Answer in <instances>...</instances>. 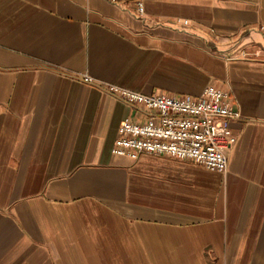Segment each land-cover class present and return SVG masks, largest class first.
<instances>
[{"label": "crops", "instance_id": "1", "mask_svg": "<svg viewBox=\"0 0 264 264\" xmlns=\"http://www.w3.org/2000/svg\"><path fill=\"white\" fill-rule=\"evenodd\" d=\"M143 4L0 0V264H264V0ZM209 85L240 114L225 172L112 152L151 112L111 87Z\"/></svg>", "mask_w": 264, "mask_h": 264}, {"label": "built area", "instance_id": "2", "mask_svg": "<svg viewBox=\"0 0 264 264\" xmlns=\"http://www.w3.org/2000/svg\"><path fill=\"white\" fill-rule=\"evenodd\" d=\"M110 1H133L137 12L144 13V0ZM82 81L93 83L86 74ZM111 91L129 104L151 112L145 123L124 120L120 124L112 150L115 155L135 160L142 153L166 154L192 160L210 171H226V150L234 140L227 121L239 119L240 114L231 108L224 91L209 85L195 99L147 95L116 87H111Z\"/></svg>", "mask_w": 264, "mask_h": 264}]
</instances>
